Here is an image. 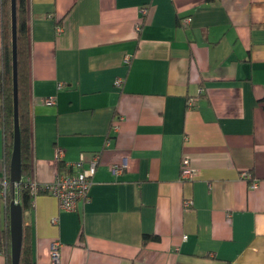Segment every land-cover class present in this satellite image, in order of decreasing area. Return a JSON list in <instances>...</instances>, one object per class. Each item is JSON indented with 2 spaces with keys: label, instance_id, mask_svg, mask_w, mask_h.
I'll list each match as a JSON object with an SVG mask.
<instances>
[{
  "label": "crops",
  "instance_id": "0c3cea01",
  "mask_svg": "<svg viewBox=\"0 0 264 264\" xmlns=\"http://www.w3.org/2000/svg\"><path fill=\"white\" fill-rule=\"evenodd\" d=\"M26 24L30 177L52 182L56 148L99 157L75 212L41 194L23 215L35 264L53 242L57 264H264V0H26Z\"/></svg>",
  "mask_w": 264,
  "mask_h": 264
},
{
  "label": "trees",
  "instance_id": "16d2710c",
  "mask_svg": "<svg viewBox=\"0 0 264 264\" xmlns=\"http://www.w3.org/2000/svg\"><path fill=\"white\" fill-rule=\"evenodd\" d=\"M214 0H205L213 2ZM1 4V66H0V127L3 131L6 154L7 186L5 203L7 211L12 201L18 200L23 215L30 210L32 199L28 190V178L32 175L31 131L29 118V39L26 24V0H15L16 12V75H17V115L20 135L21 180L18 185L9 181V163L13 142V94L12 56L10 28V0H0ZM143 243L157 240L155 236H144ZM0 253L10 263L9 230L0 240ZM19 264H35L29 227H22V242Z\"/></svg>",
  "mask_w": 264,
  "mask_h": 264
},
{
  "label": "built area",
  "instance_id": "2783aa9c",
  "mask_svg": "<svg viewBox=\"0 0 264 264\" xmlns=\"http://www.w3.org/2000/svg\"><path fill=\"white\" fill-rule=\"evenodd\" d=\"M142 15L148 12V8L143 7L140 10ZM190 19L184 18L181 23L186 27L189 24ZM137 31L140 30V26L137 25ZM122 79L115 80V86L121 87ZM62 85H58L60 88ZM204 93L202 88H198L196 97ZM193 98H189L187 101V107L191 108L193 106ZM44 104L47 106H52L55 104L54 98H45ZM116 121H120L118 118ZM117 130V126L114 125L112 128V133ZM109 140L105 142L107 145ZM54 161L59 165V171L56 173L54 179L49 184H38L33 177L28 178V190L32 199L31 206H33L34 200L38 195L46 194L52 196L56 201L58 208L62 211L75 212L77 210V205L88 200V191L91 184V178L93 177L97 162L98 155L92 157L88 162L87 167H85V159L80 156V158L75 162L64 161L63 152L60 148H56L54 151ZM120 168L114 167L112 169L113 173H118ZM195 171L190 164L188 158H182L179 168V176L182 182H189L193 179ZM241 177L246 179V173L241 174ZM1 192L5 196L6 186H7V176L4 175L1 179ZM257 183H251V188H256ZM192 206L190 201H183V209H189ZM51 223L55 225L57 223L56 218L51 219ZM59 247L58 242H53L50 247V258L53 264H57L59 261Z\"/></svg>",
  "mask_w": 264,
  "mask_h": 264
},
{
  "label": "water",
  "instance_id": "95a60500",
  "mask_svg": "<svg viewBox=\"0 0 264 264\" xmlns=\"http://www.w3.org/2000/svg\"><path fill=\"white\" fill-rule=\"evenodd\" d=\"M15 0H10L12 94H13V142L9 163V181L18 185L21 180L20 135L17 115V73H16V12ZM23 213L18 200L9 206L10 263L19 264L22 242Z\"/></svg>",
  "mask_w": 264,
  "mask_h": 264
}]
</instances>
